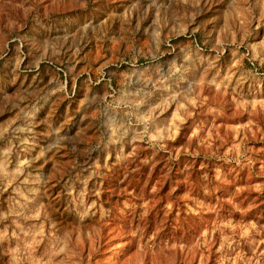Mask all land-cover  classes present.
<instances>
[{"label": "rangeland", "instance_id": "obj_1", "mask_svg": "<svg viewBox=\"0 0 264 264\" xmlns=\"http://www.w3.org/2000/svg\"><path fill=\"white\" fill-rule=\"evenodd\" d=\"M0 264H264V0H0Z\"/></svg>", "mask_w": 264, "mask_h": 264}]
</instances>
